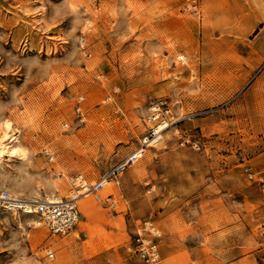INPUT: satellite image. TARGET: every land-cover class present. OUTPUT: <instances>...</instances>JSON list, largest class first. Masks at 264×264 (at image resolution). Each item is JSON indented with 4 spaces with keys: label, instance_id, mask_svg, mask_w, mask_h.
<instances>
[{
    "label": "rangeland",
    "instance_id": "1",
    "mask_svg": "<svg viewBox=\"0 0 264 264\" xmlns=\"http://www.w3.org/2000/svg\"><path fill=\"white\" fill-rule=\"evenodd\" d=\"M185 2L0 0V135L22 149L0 190L80 194L140 145L151 100L171 106L67 234L0 208V264H141L145 221L162 264H264V0Z\"/></svg>",
    "mask_w": 264,
    "mask_h": 264
},
{
    "label": "built area",
    "instance_id": "2",
    "mask_svg": "<svg viewBox=\"0 0 264 264\" xmlns=\"http://www.w3.org/2000/svg\"><path fill=\"white\" fill-rule=\"evenodd\" d=\"M185 6L187 8H195L197 6L196 0H186ZM171 111V106L168 100L164 98H155L150 102V111L147 116V122L151 123L147 135L143 137L140 145L135 148L130 154L120 163L113 166L108 172H106L101 179L94 184L88 186L86 182L80 183V187L84 190L86 188L95 187L99 189L104 185L105 180H109L113 175L119 173L129 164L137 161L141 158L146 148L148 147L149 137L153 136L160 127L169 124L168 115ZM248 176L252 177L251 172H248ZM79 178L81 176H78ZM75 178V180L78 179ZM75 194H72V197ZM19 198L12 196L8 191H3L0 194V208L7 210H16L17 212L34 214L38 216V221L43 223L44 226L51 234H67L70 232L77 223L78 220V203L75 198L61 199L56 202H20ZM110 206L114 208L116 206L114 201H111ZM145 230L144 234H135V251L141 261V264H162L159 243L158 232L151 221H145L143 223ZM52 253L49 252L48 256L52 257Z\"/></svg>",
    "mask_w": 264,
    "mask_h": 264
},
{
    "label": "bare ground",
    "instance_id": "3",
    "mask_svg": "<svg viewBox=\"0 0 264 264\" xmlns=\"http://www.w3.org/2000/svg\"><path fill=\"white\" fill-rule=\"evenodd\" d=\"M181 58V57H179ZM163 126L160 127L157 132L149 137L146 141H148V145H153L156 142H158V140L161 138V133L163 130H165V128L167 127ZM1 130H2V134L0 135V158L2 157V155H9V156H13L15 154H18L19 152H21L22 149H20V147L18 146L20 143L19 137H18V133L17 130L12 131V123L9 120H4L1 123ZM1 160V159H0ZM104 185H108L110 184V180H105ZM103 185V186H104ZM54 189V190H53ZM50 194L45 195L44 197H42L41 199L39 198H28V197H23V196H18L14 193H12V196H16L17 198H19V200H21L20 202L22 203H26L28 201H33V202H37V201H42V202H56V201H60L61 198H57L55 197V195L53 194V191H57L56 187L54 186V188L50 189ZM97 189L95 187H90V188H86L82 193L80 194H76L75 192H73L75 195L73 197L70 198H75L76 201L78 202V200L82 197L88 196L91 193H94ZM3 191H7V190H0V194ZM9 192V191H8ZM10 193V192H9ZM11 212L17 213L16 210L11 209ZM26 214V213H24ZM37 225H40L41 223L39 221H36Z\"/></svg>",
    "mask_w": 264,
    "mask_h": 264
}]
</instances>
